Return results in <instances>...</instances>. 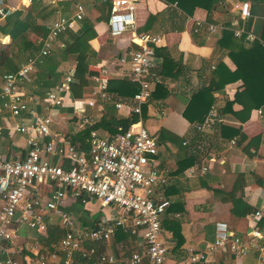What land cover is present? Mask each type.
Masks as SVG:
<instances>
[{"label":"crops","instance_id":"crops-1","mask_svg":"<svg viewBox=\"0 0 264 264\" xmlns=\"http://www.w3.org/2000/svg\"><path fill=\"white\" fill-rule=\"evenodd\" d=\"M49 1L7 0V4L12 10L23 8L33 16L38 25H44L48 29L51 22L59 16L72 18L77 5L84 8L82 19L88 18L93 22L97 35L91 41L93 53L90 63L93 71L91 74H95L88 76L89 85L85 88L84 96L76 98L70 91L65 95L66 103L72 102V99L94 100L95 104L88 108V113L94 117L96 125L104 116L130 117L133 113V96L108 92L107 87L102 91L95 78L129 80V63L119 65L118 59L128 50L138 47L136 43L130 42L131 32L118 37L110 36L107 21L97 20L100 13L96 5L101 0H63L58 7L56 3L51 4ZM237 1L239 0H138L137 3V32L158 37L156 47L167 54V60L163 55L156 54L161 58L156 70L159 75L157 82H160L161 87L155 88L156 84L153 85L149 99L141 105V112L137 114V121L157 138L156 159L159 169L168 170L170 176L169 184L160 189L170 200V206L161 220V239L167 245L166 264H186L191 251L202 252L205 245L215 238L216 221L227 222L232 232L246 241L250 239L248 231L251 214L246 217L234 216L230 210L232 203L214 194L212 188L229 191L236 177L239 174L244 175L246 181L238 193L254 209L260 208L264 211V186L258 185L255 180L256 176L264 178V103L251 109L245 122L234 118L231 112L233 109H240L241 104L234 103L231 107H226V102L233 100L235 93L243 89V81L235 74L236 64L230 52L253 42L236 37L231 29L237 22L234 20L233 10V4ZM248 1L251 16L246 21L237 23L261 38L260 35L264 32V0ZM149 15H154L155 18L144 28ZM82 19L75 20L72 28L56 38L49 54L53 61L47 62L46 66H39L42 61L36 65L30 80L25 83L27 90L43 95L59 84L66 74L73 73L75 60L72 56L61 59L60 48L64 41L69 40L68 31H81ZM210 24L216 28L210 30ZM227 31H231L233 36L228 37ZM38 33L30 32V39L40 41ZM10 41L9 35L0 34L1 44ZM41 41L43 44V40ZM42 44L28 52L25 61L30 56H37ZM166 61L175 65L177 76L166 77L160 73ZM1 84L0 75V86ZM210 84L215 90L206 94V100L210 103L206 117L211 114L215 117L222 114L224 117L221 119L218 116L219 120L209 130L200 132L195 124L202 123L200 119L204 110L193 99ZM104 94L111 96V99H106ZM116 101L122 102V107L117 108ZM43 114L53 117V130L60 133L59 140L62 143L71 141V136H77L74 133L84 129L77 123L73 109L69 106L53 111L46 110ZM3 117L10 122L13 119L7 112ZM97 131L102 135L115 133L109 125H100ZM240 132L247 136L243 144L254 136H260L255 155H246L242 146L236 144ZM2 133L0 153L6 158L24 156L27 148L26 136L7 127L3 128ZM233 139L235 143L231 142ZM207 164L210 165L209 168L201 173L200 168ZM189 168L195 169L194 175L186 174ZM29 191L45 202L49 198L51 184L48 181L42 182ZM62 208L74 219L76 230L107 224L114 211L113 205H103L94 198L88 197L83 202L80 197L73 195L70 188L65 189ZM262 219L264 222V217ZM44 220L47 224V237L49 228L54 226L61 230L60 237L63 236L65 229L60 225L56 212L44 210ZM21 233L26 235L29 242L42 238L32 229L23 228ZM45 239L46 237L43 242ZM143 241L140 229L131 233L119 227L111 239L88 242L85 247L94 245L98 255L112 254L122 258L141 249ZM250 243L252 246L245 255L213 253L205 260L193 264H264V240L252 239ZM55 244L52 243L51 246ZM42 246L45 250L53 249H49L46 243ZM258 246L263 247V251ZM13 255L18 256L16 253ZM74 261L79 264L101 263L97 257L88 260L79 253H75ZM143 264H147V261Z\"/></svg>","mask_w":264,"mask_h":264},{"label":"built area","instance_id":"built-area-1","mask_svg":"<svg viewBox=\"0 0 264 264\" xmlns=\"http://www.w3.org/2000/svg\"><path fill=\"white\" fill-rule=\"evenodd\" d=\"M61 1L49 2L56 3L58 7ZM137 3L138 0H112L107 27L112 37L131 32L130 42L138 45L136 49L119 56L118 64L129 63L128 79L138 87L132 97L134 104L131 109L140 114L141 105L149 99L153 85L159 81L156 70L161 58L155 53L159 38L137 32ZM233 10L237 22L246 21L251 16L248 0L235 2ZM10 11L12 8L7 0H0V20ZM83 16V6L77 5L72 18L57 17L49 25L39 54L28 57L17 71L1 75L0 140L3 128L7 127L26 136L27 148L22 157L6 158L0 153V264H79L74 261L75 253L88 260L97 257L100 264H143L144 261L147 264H166L167 245L161 239V220L170 206V200L160 189L169 184L170 176L168 170L158 167L157 138L140 121L132 122L127 128L118 126L115 133L108 135L91 128L87 159L73 142L62 143L59 140L60 133L53 130V117L43 114L46 110L69 106L82 128L95 124L94 117L88 113V108L95 104L94 100L65 101V95L71 91L73 73L66 74L59 84L43 95L26 89L25 83L30 80L33 69L50 54L56 38ZM237 22L231 28L236 37L264 43L259 36L240 27ZM208 27L210 30L216 28L213 24ZM95 79L100 83V90L105 91L108 79ZM104 97L111 99L108 94ZM122 105L120 101L115 102L117 108ZM5 112L13 117L11 122L3 117ZM217 119L211 114L202 123H196L195 127L205 132ZM231 142L235 143V140ZM209 166H202L200 172L205 173ZM195 172L194 168H189L186 174L192 176ZM46 181L51 184V191L48 200L42 202L29 190ZM66 188H70L73 195L83 202L89 197L103 205H113L115 212L110 215L111 220L94 228L76 230L74 219L62 208ZM44 210L56 212L60 225L65 229L50 250L42 246L43 238L47 237ZM262 217L264 211L260 208L250 215L248 241L232 232L227 222L216 221L214 240L207 243L202 252L191 251L186 264L197 263L219 252L245 255L252 246L250 240H264V228L258 227ZM119 227L131 233L140 229L144 240L142 248L117 258L112 254L98 255L94 245L85 247L88 242L111 239ZM23 228L35 230L42 238L29 242L21 233ZM258 247L263 251V247Z\"/></svg>","mask_w":264,"mask_h":264},{"label":"trees","instance_id":"trees-1","mask_svg":"<svg viewBox=\"0 0 264 264\" xmlns=\"http://www.w3.org/2000/svg\"><path fill=\"white\" fill-rule=\"evenodd\" d=\"M96 9L100 13V15L97 17V20L107 21L112 9V0H101L100 3L96 5ZM210 10L211 8H209V11ZM153 18H155L154 15H149L148 20L143 27L147 28ZM35 31L39 32L37 36L39 39L43 40L47 36L49 29L44 25H38L34 21L33 16L29 13H26L23 8H17L10 11L4 18L0 20V34L9 35L11 37L10 42L3 44L0 43V75L17 71L21 64L25 62L26 54L35 50L39 45L42 44L41 40L37 42L36 40L30 39V32ZM227 32L228 33H226V35H229L228 37L233 36L231 31ZM67 34L69 40L64 41L63 46L60 48L61 59H65V56H72L75 60L73 81L70 84V88L74 97L81 98L84 96L85 88L89 85L88 76L95 74H91L92 70L90 59L91 54L93 53L91 41L96 37L97 33L93 22L88 18H84L82 19V27L79 33L68 31ZM260 36L264 39V32H262ZM155 53L163 55L164 59L167 60V54L156 46ZM230 55L236 64L235 74L243 81V89L238 90L235 93L233 100L226 102V107H231L234 103L241 104L242 107L240 109H233L231 112L234 118H237L240 122H245L248 119L250 110L264 103V45L256 40L247 46H239L235 51H231ZM51 60L53 61V59H50L49 55H46L43 57V63L39 64V66H46L47 62ZM160 73L166 77H175L177 76L178 70H175V65H171L169 64V61H166V63L163 64ZM155 84V88L161 87L160 82ZM137 90L138 87L136 83H133L129 80H108V92H115L117 95H125L127 93L128 95L133 96ZM213 90H215V88L212 84H210L205 88V90L200 91L193 99L195 103H198L200 108L204 110L200 119L202 122L205 119L207 115L206 112L210 107V103L206 100V94H210ZM221 115L218 116L223 119L224 116ZM137 119V114L134 112L130 115V117L127 118H118L113 115L108 117L104 116L102 117L99 124H95L92 127H86L80 131H77L78 133H74L77 136H71V142L75 143L76 146L81 151H83L84 155L88 159V138L91 128L97 130V127L100 125H109L111 126V129L116 131L118 126L127 128L132 122L137 121ZM235 131L237 132L239 130ZM246 139L247 136L243 132H240L239 138L236 140V144L242 146V151L251 157L257 152L260 136H254L250 138L248 142L243 144ZM173 140L176 141V138H173ZM255 180L258 185L264 186V178L256 176ZM245 181L244 175L239 174L229 191L212 188L214 194H218L222 199L232 203L230 210L231 213L236 217H246V215L252 214L255 210L243 199L242 195L238 193V190L243 187ZM263 226L264 222L261 218L259 220L258 227L262 228ZM60 236L61 230L55 226L51 227L49 228L48 237H46V241L43 242V244L46 243V246H48L50 249L53 247L51 246L52 243L55 244Z\"/></svg>","mask_w":264,"mask_h":264}]
</instances>
